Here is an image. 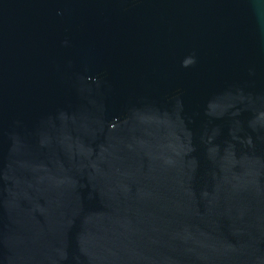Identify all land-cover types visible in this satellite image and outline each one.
Wrapping results in <instances>:
<instances>
[{"label":"water","instance_id":"95a60500","mask_svg":"<svg viewBox=\"0 0 264 264\" xmlns=\"http://www.w3.org/2000/svg\"><path fill=\"white\" fill-rule=\"evenodd\" d=\"M0 264H264V0H0Z\"/></svg>","mask_w":264,"mask_h":264}]
</instances>
